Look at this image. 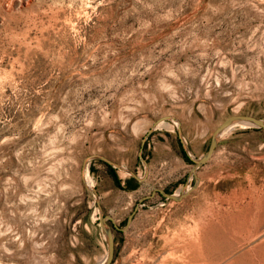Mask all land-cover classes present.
Wrapping results in <instances>:
<instances>
[{
	"label": "rangeland",
	"instance_id": "obj_1",
	"mask_svg": "<svg viewBox=\"0 0 264 264\" xmlns=\"http://www.w3.org/2000/svg\"><path fill=\"white\" fill-rule=\"evenodd\" d=\"M233 113L264 117V0H0V264H99L101 212L110 264H264V128L139 201Z\"/></svg>",
	"mask_w": 264,
	"mask_h": 264
},
{
	"label": "water",
	"instance_id": "obj_2",
	"mask_svg": "<svg viewBox=\"0 0 264 264\" xmlns=\"http://www.w3.org/2000/svg\"><path fill=\"white\" fill-rule=\"evenodd\" d=\"M241 122L244 123L243 125H250L254 128H264V117L256 116V115L249 114V113H233V114L228 115L219 124H217V126L213 129L207 149L205 150L203 154L195 156L186 146L183 147V151L185 152L186 156L193 161V164L190 168L189 176H188V180L191 179L193 176L195 178L194 183L191 186H189L188 181H186L180 186L178 190H175L173 192H168L159 187L154 188L150 194L141 196L139 201L152 196L156 191H158L163 196L172 198L174 200H179L183 196L187 195L199 183V176L196 172L197 168L203 163H205L211 157L225 129L229 127L230 125H233V124L237 125ZM177 128L179 131L180 140L182 141L179 127ZM139 157L142 158L141 152H139ZM104 159L109 165H112L113 162H111L105 157ZM86 184L90 188L94 189L93 184L88 179L86 180ZM137 206H138V203L134 206L132 211L128 214L125 225L122 227V229L127 228L128 225L130 224L133 214L137 209ZM108 220L113 221V218L111 215L104 214L102 212L99 214L98 223L103 231V235L106 241V248H107L106 254L103 260L99 264H110L114 256V233H113V229L111 225L109 224Z\"/></svg>",
	"mask_w": 264,
	"mask_h": 264
},
{
	"label": "bare ground",
	"instance_id": "obj_3",
	"mask_svg": "<svg viewBox=\"0 0 264 264\" xmlns=\"http://www.w3.org/2000/svg\"><path fill=\"white\" fill-rule=\"evenodd\" d=\"M239 124H240V125H243L244 123L241 122V123H239ZM233 125H234V124H233ZM233 125H230L229 127H227V128L225 129V131L231 129ZM225 131H224V132H225Z\"/></svg>",
	"mask_w": 264,
	"mask_h": 264
},
{
	"label": "trees",
	"instance_id": "obj_4",
	"mask_svg": "<svg viewBox=\"0 0 264 264\" xmlns=\"http://www.w3.org/2000/svg\"><path fill=\"white\" fill-rule=\"evenodd\" d=\"M183 151V150H182ZM183 153L185 154V152L183 151ZM186 155V154H185ZM109 165V164H108ZM110 166V165H109Z\"/></svg>",
	"mask_w": 264,
	"mask_h": 264
}]
</instances>
